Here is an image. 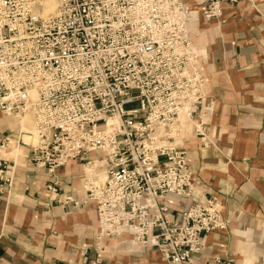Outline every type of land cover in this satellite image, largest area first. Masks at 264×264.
I'll return each instance as SVG.
<instances>
[{
    "label": "built area",
    "instance_id": "obj_1",
    "mask_svg": "<svg viewBox=\"0 0 264 264\" xmlns=\"http://www.w3.org/2000/svg\"><path fill=\"white\" fill-rule=\"evenodd\" d=\"M45 1L0 0V111L34 114L40 142L24 145L35 171L102 161L106 181L86 180L83 196L64 195L61 207L94 208L99 239L128 233L169 264H237L198 258L206 238L227 228L215 198L198 199L180 222L163 202L192 197L198 185L182 145L188 131L208 142L206 60L191 25L224 22V6L241 0H206L202 9L186 0H54L52 15ZM15 178L16 163L0 158V200Z\"/></svg>",
    "mask_w": 264,
    "mask_h": 264
},
{
    "label": "crops",
    "instance_id": "obj_2",
    "mask_svg": "<svg viewBox=\"0 0 264 264\" xmlns=\"http://www.w3.org/2000/svg\"><path fill=\"white\" fill-rule=\"evenodd\" d=\"M204 2L187 3L202 9ZM223 21L200 18L191 25L194 43L210 60V106L202 114L208 142L194 136L182 143L198 185L192 197L163 203L171 208L167 217L180 222L198 199L217 200L228 224L206 238L202 263L227 255L237 264H264V0L225 5ZM6 138L20 142L21 135L0 111V145ZM20 149L11 160L18 168L14 187L0 200V264H169L128 233L99 239L94 208L61 207L64 195L83 196L80 163L49 175L34 170L31 148Z\"/></svg>",
    "mask_w": 264,
    "mask_h": 264
},
{
    "label": "bare ground",
    "instance_id": "obj_3",
    "mask_svg": "<svg viewBox=\"0 0 264 264\" xmlns=\"http://www.w3.org/2000/svg\"><path fill=\"white\" fill-rule=\"evenodd\" d=\"M187 2L189 3V5L194 7L193 0H187ZM56 8H57V4H56V2L54 0H46L44 2V12H45L46 15L54 14L56 12ZM194 46H195V48L197 49L198 52H200V53H202L204 55L203 50L199 46H197L196 43H194ZM181 121H182L183 125H186V123H188V119L185 116L181 117ZM188 125H186V127H188ZM189 128H190V126H189ZM23 131H25L26 133L29 134V129L28 128L23 127ZM36 131L37 130H35L33 132L34 136L32 134H31L32 136H30V135H25L24 136V139H26V141H24L25 144L31 145L33 147L38 146V144L40 142V138H39V136H38ZM11 144H12V142H11ZM15 146L17 147V146H21V145L15 143ZM4 148L5 147H2L1 149H4ZM2 152H3V150H0V158H5L4 156H2ZM73 162H75V161H70L67 165H69L70 163H73ZM102 165H103V163H102L101 160L95 161L94 163H92V165H87L89 167L84 165L86 167H84V169H83V176L82 177L83 178H88V181H99V182L104 183L106 181V179L104 178L106 173H105V169L102 168ZM90 166H92V167H90ZM99 228L101 230V226Z\"/></svg>",
    "mask_w": 264,
    "mask_h": 264
},
{
    "label": "rangeland",
    "instance_id": "obj_4",
    "mask_svg": "<svg viewBox=\"0 0 264 264\" xmlns=\"http://www.w3.org/2000/svg\"><path fill=\"white\" fill-rule=\"evenodd\" d=\"M205 58H206V60L208 61V64L207 65H209V62H210V60H209V56L207 57V55H205ZM211 111H213V109H211ZM9 118H11V119H13L12 117H9ZM13 120H15V119H13ZM15 122H16V124L19 126V135H21V140H20V142H18L17 140H15V139H13L11 142H12V144L10 143L8 146H5V148L4 149H1V145H0V150H3V152H2V156H4L7 160H14L15 158H17V160L19 159L17 156V154H18V152H17V150H20V152H21V149L20 148H22V147H26V148H30V147H27V146H24V141H26V139H24V136L25 135H30V136H32L33 135V132L36 130V123H35V117H34V114L33 113H31V112H29V113H27V114H25V115H23V116H21L20 118H17V120H15ZM23 125V126H22ZM189 126L190 125H188V127H187V130H189L188 128H189ZM23 127H26V128H28L29 129V134L28 133H26L25 131H23ZM191 127V126H190ZM32 134V135H31ZM34 136V135H33ZM194 136H196L193 132H192V130L191 131H188V138L191 140V141H193L194 139ZM15 143H17V144H19V145H21V147L19 148L18 146L16 147V146H14L15 145ZM25 151H26V154H27V149H25V148H23ZM19 154H21V153H19ZM21 156V155H20ZM24 163V162H23ZM23 163H20V165H22ZM87 166V165H86ZM86 166H83L82 168L84 169V167H86ZM87 167H89V166H87ZM90 167H92V166H90ZM18 169V168H17ZM16 169V170H17ZM18 171V170H17ZM16 171V172H17ZM82 176H83V174H82ZM90 178V177H89ZM105 179H106V175H105V177H104ZM82 179H83V181H85V180H88V178H83L82 177ZM104 182V181H103ZM83 185H84V183H83ZM124 235V234H123ZM127 236H130V235H127ZM126 237V236H125Z\"/></svg>",
    "mask_w": 264,
    "mask_h": 264
}]
</instances>
